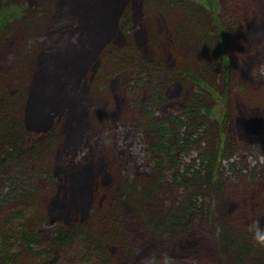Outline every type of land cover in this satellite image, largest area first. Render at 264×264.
<instances>
[{"label":"trees","instance_id":"trees-1","mask_svg":"<svg viewBox=\"0 0 264 264\" xmlns=\"http://www.w3.org/2000/svg\"><path fill=\"white\" fill-rule=\"evenodd\" d=\"M53 6L56 13H78L87 44L79 39L78 53L45 74L43 66L30 73L28 63L24 71L4 50L22 38L29 21L51 17ZM138 6L148 16L147 53L134 38ZM246 8L239 0H0V194L11 184L0 195V264H141L159 247L152 240L178 252L200 226L213 230L218 213L231 208L235 182L263 175L241 156L251 145L228 137L237 95L264 112V92L254 93L237 77L239 34L261 21L250 24ZM120 34L124 44L117 46ZM43 79L52 85L41 93ZM115 81L122 102L114 112L142 136L143 171L137 172V158L126 168L114 157L111 182L97 189L102 200L87 220L50 223L63 189L61 171L42 163L69 132L72 88ZM248 133L264 141V130ZM192 151L198 162L184 161ZM235 155L239 160L224 175L222 162ZM256 201L247 203V212ZM258 217L264 222V213ZM218 238L238 262L264 264V245L248 231L227 225Z\"/></svg>","mask_w":264,"mask_h":264},{"label":"rangeland","instance_id":"rangeland-1","mask_svg":"<svg viewBox=\"0 0 264 264\" xmlns=\"http://www.w3.org/2000/svg\"><path fill=\"white\" fill-rule=\"evenodd\" d=\"M29 1L32 2V0ZM141 2L143 5V0ZM239 2H245V6H249V9H246L249 10L248 15L251 24L261 20L258 25L262 26L260 34L264 37V13L260 11V6H264V0H239ZM55 6H59V3ZM138 7L142 8L143 6ZM52 11L54 12L46 21L38 20L29 24L25 28L22 38L19 37V41L13 43V47L10 45L5 49L4 55L12 57L10 54L14 53L15 50L22 56H28L33 69L37 66H43L44 69L58 68L62 60L72 59L79 51V39L86 46L88 30L85 29L81 32L77 22L81 20V17L75 13L73 8H71V13L66 12L61 18H59L58 12L56 13L54 6ZM135 19L136 16L132 20V27L134 25L137 28L134 33L135 42L142 53H147L148 41H146L139 23L134 24ZM248 40H250V46ZM123 44L124 36L120 34L117 46ZM237 48L238 79L242 81V85L245 82L254 93L264 92V76L262 80L257 76L264 74V71H261V68L264 67V40L262 44L258 40L254 41L252 33L244 30L237 39ZM169 62L172 63L173 61L169 59ZM61 70H64V67ZM77 88L74 87L73 89L76 90ZM87 88V85L84 84L81 91L75 93V100L79 109V113H77L79 122L76 126V132L61 148L59 147L52 152L42 164L44 167L54 169V171H61L62 180L60 181L63 189L61 192L58 191L59 205L56 213L50 215V223L59 221L60 217L66 218V221L69 222L87 220L95 200L97 202L102 200V197H97V189L111 182L113 172L110 161L114 153L124 159L126 168H130L135 158H137L136 165L139 167L138 164L141 163L144 156V143L141 134L132 130L131 127L124 126L120 119L105 107L103 96L110 98L113 95L115 102H120L118 85H113V91L107 89L99 91V94ZM237 98L239 102L234 105L235 115L228 127V137L240 142L243 148L248 149L251 145V149L241 156L250 168L254 167L263 175L256 174L252 181H242L239 184L235 182V195L231 208L221 214L218 213L214 219L215 223H212V231L200 226L197 231L192 232L187 245L178 252H173L174 249L169 250L170 245L164 248L155 240L145 239L149 243L152 240L159 246L156 249L150 248V258L154 256L162 259L164 255H170L174 258V262H179L180 258L190 257L185 264H247L243 260L238 262L230 252L229 245H225L218 238L221 236L223 227L227 225L235 227L239 233H245L248 231L247 225L252 220L254 213H257V216L254 215L256 217L259 213L262 215L264 213V188H262L264 187V146L254 142L252 135L247 131L253 125L250 117H261L262 115H258L261 109L248 108L244 99H241L239 95ZM254 124H261L260 119H256ZM253 145L254 147H252ZM120 152L124 154H120ZM191 158H195L198 162L196 151H192L187 158H184V161L188 162ZM231 160L237 161V158L232 157ZM94 162L98 166L97 172L90 168L89 178L83 184H77L78 177L83 176L79 170L84 166L94 165ZM142 167H139L137 172L143 171ZM227 168L228 164L223 162L221 171L224 175H227V172L229 174ZM246 180H248V176H246ZM10 189L11 184L4 186L0 195L6 194ZM252 197L256 198L257 201L247 212V206ZM70 200L71 202H69ZM263 223L262 221L260 226ZM248 235L252 234L248 231ZM244 247L246 246H242L241 249ZM218 253L222 254L218 255ZM140 258H148V255H142Z\"/></svg>","mask_w":264,"mask_h":264},{"label":"clouds","instance_id":"clouds-1","mask_svg":"<svg viewBox=\"0 0 264 264\" xmlns=\"http://www.w3.org/2000/svg\"><path fill=\"white\" fill-rule=\"evenodd\" d=\"M264 71V67L261 68ZM260 217L253 218L247 225L248 231L252 234L254 242L260 245H264V228L260 227ZM155 257L148 258L144 264H154ZM160 264H174V258L170 255H164L161 259Z\"/></svg>","mask_w":264,"mask_h":264}]
</instances>
